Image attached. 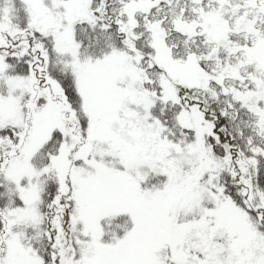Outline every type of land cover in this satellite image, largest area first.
<instances>
[{
	"label": "snow or ice",
	"instance_id": "obj_1",
	"mask_svg": "<svg viewBox=\"0 0 264 264\" xmlns=\"http://www.w3.org/2000/svg\"><path fill=\"white\" fill-rule=\"evenodd\" d=\"M0 264H264V0H0Z\"/></svg>",
	"mask_w": 264,
	"mask_h": 264
}]
</instances>
